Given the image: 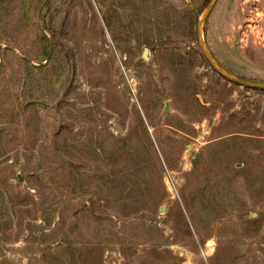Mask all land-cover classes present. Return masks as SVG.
I'll use <instances>...</instances> for the list:
<instances>
[{
	"label": "rangeland",
	"instance_id": "1",
	"mask_svg": "<svg viewBox=\"0 0 264 264\" xmlns=\"http://www.w3.org/2000/svg\"><path fill=\"white\" fill-rule=\"evenodd\" d=\"M210 1L0 0V264H264V90ZM201 31L264 83V0Z\"/></svg>",
	"mask_w": 264,
	"mask_h": 264
},
{
	"label": "water",
	"instance_id": "2",
	"mask_svg": "<svg viewBox=\"0 0 264 264\" xmlns=\"http://www.w3.org/2000/svg\"><path fill=\"white\" fill-rule=\"evenodd\" d=\"M216 0H211L209 2V5H208V8H207V11L204 15L203 18H201L199 20V25H198V41H199V44H200V47H201V50L203 52V54L205 55L207 61L209 62V64L211 65V67L219 74L221 75L222 77H224L226 80L230 81V82H233L237 85H240V86H244V87H248V88H253V89H260V90H264V83H260V82H254V81H248V80H245V79H241V78H238V77H235V76H232L231 74H229L214 58L213 56L211 55V53L209 52L205 42H204V39H203V36H202V31H201V28H202V24L203 22L206 20V18L208 17V15L210 14L213 6H214V3H215ZM144 58L147 59V51L144 52ZM161 211H163V209H161Z\"/></svg>",
	"mask_w": 264,
	"mask_h": 264
}]
</instances>
